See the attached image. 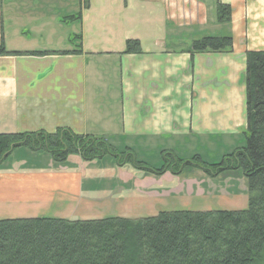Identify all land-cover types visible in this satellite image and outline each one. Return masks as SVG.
I'll return each mask as SVG.
<instances>
[{
	"label": "crops",
	"instance_id": "obj_1",
	"mask_svg": "<svg viewBox=\"0 0 264 264\" xmlns=\"http://www.w3.org/2000/svg\"><path fill=\"white\" fill-rule=\"evenodd\" d=\"M219 1L231 7L229 23L217 22L216 0H0L7 51H68L0 55V133L68 127L131 148L144 162L137 154L188 144L219 145L223 154L243 146L246 53L264 50V0ZM225 34L231 51L190 52L194 39ZM127 39L139 40L141 51L123 52ZM3 164L0 209L9 216L0 219L154 215L166 207L160 179L174 175L109 156L71 154L56 164L26 147ZM174 190L236 200L218 187ZM243 202L233 205L244 208L247 195Z\"/></svg>",
	"mask_w": 264,
	"mask_h": 264
},
{
	"label": "trees",
	"instance_id": "obj_2",
	"mask_svg": "<svg viewBox=\"0 0 264 264\" xmlns=\"http://www.w3.org/2000/svg\"><path fill=\"white\" fill-rule=\"evenodd\" d=\"M216 20L230 22V5L216 0ZM232 44L231 34L204 35L192 41L190 52H226L231 51ZM140 51L139 40H126L123 52ZM51 52L68 51H7L0 43V55ZM244 82L245 144L218 163L205 162L198 155L177 158L169 152V160L152 167L138 160L131 148L117 150L104 136L76 133L68 127L0 133V165L15 148L26 147L44 150L56 164L64 163L71 154L84 161L109 156L116 165L127 164L156 175L167 170L177 174L186 165L198 167L207 175L241 169L247 193V204L240 209L160 210L139 218L0 219V264L264 263V50L247 51Z\"/></svg>",
	"mask_w": 264,
	"mask_h": 264
},
{
	"label": "rangeland",
	"instance_id": "obj_3",
	"mask_svg": "<svg viewBox=\"0 0 264 264\" xmlns=\"http://www.w3.org/2000/svg\"><path fill=\"white\" fill-rule=\"evenodd\" d=\"M245 144V141H244ZM163 148V147H162ZM161 152H155L150 151L147 154L140 153L137 154L140 159L143 157L146 158V162L149 163L152 167H160L164 162L170 159L171 152L168 149H161ZM225 149L222 146H214V145H199L197 148L195 146H192L190 144L178 147L173 155H175L177 158L182 159H189L194 155H198L201 157V159L208 163H218L221 161L222 157L225 155L222 152H224ZM198 152V153H197ZM230 153L228 151L226 154ZM168 156V158H165ZM168 154V155H167ZM223 154V155H222ZM11 155V154H10ZM139 160V159H138ZM0 169L6 170V166L0 165ZM232 170L228 175H224L223 172L228 171H222L216 175H207L204 173L202 175L201 169L192 165H186L183 169H180L179 173L174 174L172 178H161L160 181L162 185H160V195L162 196L161 202L165 200L166 207L165 210H175V209H187V210H205L203 208H207L206 206H212L209 207V209H237L235 207L234 201L236 203L242 204L244 203V197L246 194V182L244 178L243 171L241 169H229ZM170 173L171 170H167ZM234 171V172H233ZM166 172V171H165ZM164 173V172H163ZM216 176V177H214ZM115 180V178H114ZM191 181V182H189ZM211 184V185H210ZM189 185L193 187L194 189H200L202 192H213L214 188H223L225 191L228 192L230 195H236V200L228 201L227 199H224V197L218 196L220 191H217L214 193V196H206V197H200L197 196V193L194 194H188L185 192H176L174 190L178 187L180 189L182 186L187 189L189 188ZM244 186L245 188L243 189ZM164 191L169 192V196L164 195ZM241 195L240 199L238 200V196ZM243 199V200H242ZM160 202V204H161ZM2 211V212H1ZM8 209L1 208L0 209V217L9 216L8 215ZM46 215L51 216L54 215V210L49 209L46 211ZM264 264V263H261Z\"/></svg>",
	"mask_w": 264,
	"mask_h": 264
}]
</instances>
